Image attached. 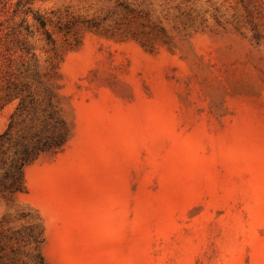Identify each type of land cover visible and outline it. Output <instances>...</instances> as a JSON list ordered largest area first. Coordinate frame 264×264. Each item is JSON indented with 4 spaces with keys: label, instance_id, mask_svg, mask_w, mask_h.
<instances>
[{
    "label": "rangeland",
    "instance_id": "obj_1",
    "mask_svg": "<svg viewBox=\"0 0 264 264\" xmlns=\"http://www.w3.org/2000/svg\"><path fill=\"white\" fill-rule=\"evenodd\" d=\"M10 122L0 264H264V0H0Z\"/></svg>",
    "mask_w": 264,
    "mask_h": 264
},
{
    "label": "trees",
    "instance_id": "obj_2",
    "mask_svg": "<svg viewBox=\"0 0 264 264\" xmlns=\"http://www.w3.org/2000/svg\"><path fill=\"white\" fill-rule=\"evenodd\" d=\"M56 122L57 121H55L54 123H56ZM53 126H54V128L57 129V132H54V135L51 138V140H43L42 142H40L38 140L35 143V145L33 146V152H32L33 154H32V156L30 155V156H27L26 158H23V161H21L20 164H19L20 167L17 169L18 170L17 173H19V175L16 178H13L7 184L6 189H8L11 192H15L17 190H20L21 187H22V179L20 177L21 166L24 163H27L30 159H32L33 156L35 154H37L38 152L49 150V149H51L52 146H57L63 141V133H62V131L60 130V128L55 127L56 126L55 124ZM10 127H11V122H10L9 126L7 127V129L0 133V150H1V146H2V143L4 142V140L7 139L8 136H10ZM14 167H16V162L14 163ZM34 241L35 242L37 241L36 237H34ZM36 257H37V264H46L44 262L42 256L40 255V253H37Z\"/></svg>",
    "mask_w": 264,
    "mask_h": 264
}]
</instances>
